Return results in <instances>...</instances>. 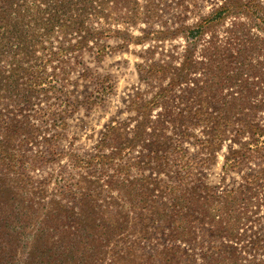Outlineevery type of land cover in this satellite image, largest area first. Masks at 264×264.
Here are the masks:
<instances>
[{
    "label": "trees",
    "instance_id": "16d2710c",
    "mask_svg": "<svg viewBox=\"0 0 264 264\" xmlns=\"http://www.w3.org/2000/svg\"><path fill=\"white\" fill-rule=\"evenodd\" d=\"M166 3L0 0V264H264V124L248 113L264 100H231L218 115L203 97L194 110L189 79L194 42L230 16L264 23L260 0H226L187 27L179 66L138 64L141 81L159 82L157 91L132 99L133 115L112 118L93 150L59 148L80 104L70 85L84 55L100 61L167 37L131 32L160 19ZM229 139L237 147L225 156L226 175L251 162L260 168L219 191L202 170ZM52 164L56 171L39 174Z\"/></svg>",
    "mask_w": 264,
    "mask_h": 264
},
{
    "label": "rangeland",
    "instance_id": "374dc122",
    "mask_svg": "<svg viewBox=\"0 0 264 264\" xmlns=\"http://www.w3.org/2000/svg\"><path fill=\"white\" fill-rule=\"evenodd\" d=\"M264 4V0H260ZM159 7L161 18L150 25L132 28L133 35L143 36L139 28L150 31H164L165 38L148 40L144 45L128 44L105 54L100 61L86 53L84 63L76 68L71 79L70 89L74 99L78 100L76 112L68 118V127L59 148L69 150L79 148L93 150L106 125L112 118L127 120L133 113L129 110L132 99L141 95L151 97L159 82L147 84L141 81L138 64L155 61H169L179 66L188 46L185 37L187 27L197 23L226 3V0H166ZM264 23L240 15L227 17L213 24L193 44V67L189 76L193 92L194 110L201 108V99L210 100V111L223 114L219 110L223 103L242 100L259 104L264 100ZM173 33V34H171ZM116 47L120 39L107 40ZM155 51V53H154ZM109 85V86H107ZM108 92L101 100L95 96L105 87ZM186 87V86H185ZM209 90L204 94L203 90ZM104 93V92H103ZM174 104V102H173ZM215 107L218 109L215 110ZM249 117L264 124V109L249 111ZM238 117V110H234ZM190 152L197 150L191 141L183 144ZM237 147L233 140H226L216 152V158L209 167L202 170L205 183L217 190L234 188L243 182L245 173L259 170L258 163H249L241 171L226 175L223 170L225 156ZM57 165L44 167L40 175L56 171ZM153 175V173H150ZM264 200V190L261 194ZM260 215L264 217V202ZM254 230L261 224L254 223ZM264 224V223H263Z\"/></svg>",
    "mask_w": 264,
    "mask_h": 264
}]
</instances>
